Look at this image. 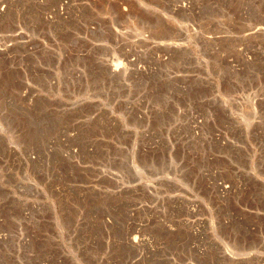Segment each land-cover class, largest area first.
Returning a JSON list of instances; mask_svg holds the SVG:
<instances>
[{"label":"rangeland","instance_id":"1","mask_svg":"<svg viewBox=\"0 0 264 264\" xmlns=\"http://www.w3.org/2000/svg\"><path fill=\"white\" fill-rule=\"evenodd\" d=\"M33 1L0 21V264H264V0Z\"/></svg>","mask_w":264,"mask_h":264},{"label":"built area","instance_id":"2","mask_svg":"<svg viewBox=\"0 0 264 264\" xmlns=\"http://www.w3.org/2000/svg\"><path fill=\"white\" fill-rule=\"evenodd\" d=\"M43 1H45V0H42V1L38 0L37 2H34V1L31 2L33 8L30 7L29 4H27L26 8H23L22 6H19V7H16L15 10H29L26 13V14H28L27 17H26V20L28 22H31L32 21L31 18H35V22H37V21L42 20L41 17L39 15H37V13H35L33 11L34 9H37V6L41 7V9H44V8L47 9V7H51L50 9H47V10H53L55 8L56 14L53 16V18H56V16L67 15L68 13H66L65 10H86L87 8H89V10H97L98 6H99V3H98L99 0H49L51 6H49L47 4L45 6L43 4ZM12 4H13V0H0V21H3L5 17H8L7 15L9 14L10 10H13ZM17 4H18V2H16V6H17ZM36 4H37V6H36ZM30 10L34 14L31 15V11ZM58 10H63V13L59 14ZM48 15L49 14H47V13L44 14L43 19L44 20L45 19L46 20H52L54 22H57L53 18L48 17ZM63 19H64V17H63ZM64 22H68V20L64 19ZM25 24L26 23L23 24L24 28H26V26H27V24L26 25ZM35 27L39 28L38 25H36ZM92 30H95V28L92 29ZM27 42L28 41H22V42H19V44L20 43L26 44ZM36 44L37 43H35V45ZM25 47H27V46H25ZM115 68H117V67H115Z\"/></svg>","mask_w":264,"mask_h":264},{"label":"bare ground","instance_id":"3","mask_svg":"<svg viewBox=\"0 0 264 264\" xmlns=\"http://www.w3.org/2000/svg\"><path fill=\"white\" fill-rule=\"evenodd\" d=\"M242 4H243V3H242ZM245 6H246V5H245ZM246 7H247V6H246ZM241 11H242V10H241ZM244 12H245V11H244ZM240 13H241V12H240ZM247 13H248V12H247ZM247 13H246V16H247ZM258 15H259V14H258ZM239 16H241V14H239ZM243 17H245V16H243ZM243 17H241V18H243ZM258 17H259V16H258ZM263 17H264V16H263ZM244 19H245V18H244ZM259 19H260V18H259ZM259 19H258V20H259ZM261 19H262V18H261ZM254 21H255V20H254ZM263 21H264V20H263ZM263 21H262V22H263ZM254 23H256V22H254ZM260 23H261V22H260ZM262 24H263V23H262ZM256 32H257V31H256ZM258 33H259V32H258ZM261 34H262V33H261ZM252 37H253V36H252ZM230 40H231V39H230ZM137 243H138V242H137Z\"/></svg>","mask_w":264,"mask_h":264}]
</instances>
